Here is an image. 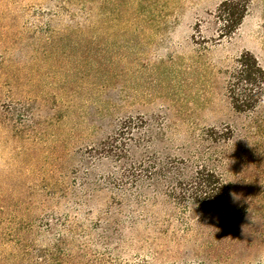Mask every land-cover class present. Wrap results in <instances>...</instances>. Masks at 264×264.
<instances>
[{"label":"rangeland","instance_id":"374dc122","mask_svg":"<svg viewBox=\"0 0 264 264\" xmlns=\"http://www.w3.org/2000/svg\"><path fill=\"white\" fill-rule=\"evenodd\" d=\"M224 1L0 0V264H264V86L229 93L264 0Z\"/></svg>","mask_w":264,"mask_h":264},{"label":"trees","instance_id":"16d2710c","mask_svg":"<svg viewBox=\"0 0 264 264\" xmlns=\"http://www.w3.org/2000/svg\"><path fill=\"white\" fill-rule=\"evenodd\" d=\"M248 7L249 0H226L221 4L219 17L224 22V29L227 33H232L239 27ZM61 10L72 18L80 15L66 8ZM78 10L82 11L84 18L90 17L93 13L91 8ZM237 63V70L230 76L229 93L235 110L249 111L255 108L262 96L264 69L249 53L242 54ZM187 187L189 188L185 191L187 198L201 206H214L225 196V187L221 180L206 171H197ZM184 196L185 194L182 195Z\"/></svg>","mask_w":264,"mask_h":264}]
</instances>
